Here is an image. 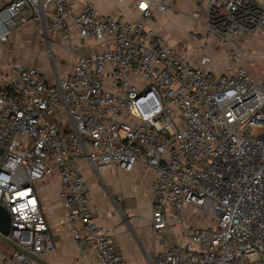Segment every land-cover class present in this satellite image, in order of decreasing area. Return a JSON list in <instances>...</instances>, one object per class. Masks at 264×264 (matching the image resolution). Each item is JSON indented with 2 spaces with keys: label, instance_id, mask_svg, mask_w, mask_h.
Returning a JSON list of instances; mask_svg holds the SVG:
<instances>
[{
  "label": "built area",
  "instance_id": "built-area-1",
  "mask_svg": "<svg viewBox=\"0 0 264 264\" xmlns=\"http://www.w3.org/2000/svg\"><path fill=\"white\" fill-rule=\"evenodd\" d=\"M94 1L12 0L0 10V42L37 24L48 47L55 41L76 61L53 81L15 65V78L0 83V206L11 217L0 239L14 249L9 264H43L55 250L36 192L55 174L78 244L100 264H128L94 221L82 161L154 171L151 227L163 250L151 264H264V77L230 48L236 37L264 34V0H192L203 48L230 49L232 66L219 74L205 54L178 57L150 25L172 11L169 0L139 4L133 21L103 15ZM185 207L215 224L185 228ZM170 223L185 243L165 239Z\"/></svg>",
  "mask_w": 264,
  "mask_h": 264
},
{
  "label": "crops",
  "instance_id": "crops-1",
  "mask_svg": "<svg viewBox=\"0 0 264 264\" xmlns=\"http://www.w3.org/2000/svg\"><path fill=\"white\" fill-rule=\"evenodd\" d=\"M11 1L0 0V10ZM141 3L149 4L150 0L94 1V5L103 15L122 16L131 21L139 16L141 10L138 5ZM167 3L171 4L174 9H179L183 15L193 11L192 0H169ZM170 14L174 19L175 14ZM162 16L156 13L155 18L150 22V25L160 34L162 33L157 28V21ZM186 26L191 27L185 37L179 40L181 49L176 46L174 49L178 57L190 60L192 57L186 53L187 43L196 45V41H199L189 37L190 32L200 34L202 27L193 19L189 20ZM86 45L89 48H95L93 46L100 48L92 40L86 41ZM60 49L55 41L51 48L48 47L39 34L37 24L15 28L9 41L0 42V70L2 71L0 83L5 78L12 80L15 78V65L35 66L43 71L47 80L51 81L58 76H67L72 72L76 61L69 56L70 59L68 58L66 63L61 65L65 62L64 58L56 60L51 55V52ZM16 57L23 58L27 64L18 62ZM48 59L52 60L53 68L51 66L50 74L47 75L44 67L47 68ZM231 66L229 61L225 63L223 61L216 70L211 69L210 64L207 67L219 74ZM4 67L11 73L10 75L3 72ZM81 166L90 193L89 198L95 223L100 227L110 229L115 250L123 253L128 264H151V259L163 250L151 227L154 171L140 164L132 172H125L115 165L97 170L87 161H82ZM36 192L55 243V250L42 254L40 261L43 264H100L94 249L89 244L80 246L71 233L68 211L60 196L58 174L38 182ZM198 225L206 227L210 225V222L201 220ZM83 234L85 235L84 232ZM165 239H172L179 244L186 241L183 229L175 223L169 224ZM6 245L0 252V264H9V259L14 254L13 247L7 243Z\"/></svg>",
  "mask_w": 264,
  "mask_h": 264
},
{
  "label": "rangeland",
  "instance_id": "rangeland-1",
  "mask_svg": "<svg viewBox=\"0 0 264 264\" xmlns=\"http://www.w3.org/2000/svg\"><path fill=\"white\" fill-rule=\"evenodd\" d=\"M194 5L195 4L193 3L192 7H194ZM171 10L172 11H169L168 13L164 14L162 17L158 19L157 28L161 31L163 36L168 41H170V43L173 46H176V48H180L179 40L183 39L185 37V34L190 30L191 26L187 27L186 25L189 24V20H192L190 18L192 13H184L183 15L179 11V9L178 10L174 9V7H171ZM170 13H175V17H174L175 20L171 17ZM198 25L202 27L201 32L196 38H193L199 40L196 41L198 45L197 44L190 45V42H188L186 48L187 55H190L192 57L191 59L193 60L198 59L202 54L207 55L211 60L210 63L211 69L216 70L217 66H219L220 63L223 61L224 63L225 61H229L231 66L232 60L230 59V49H225L220 45H213V44L203 48L206 30L203 25L199 23ZM233 47L237 51L242 53L243 57L246 58L248 64L250 65L251 69L255 74H257L260 77H264V34H246L243 36L236 37L233 45H231L230 48L233 49ZM62 50L64 51L63 48H61L60 50H54L53 56L56 60H60L61 58H64L65 62H62L61 64L64 65L70 55L68 53H65L66 51L63 52ZM16 59L20 63L24 62L25 64H27V62L23 58L16 57ZM46 65L47 68L44 67V70L48 75L50 74L49 71L51 70V66L53 68L52 60L48 59ZM2 70L3 72H5V74L8 75L11 74L10 72L7 71L6 67L2 68ZM1 73L2 71L0 70V74ZM181 212H182L185 228L195 229L197 227H200L198 224L199 221L201 220L204 221L207 220L208 222H210V224L213 225L215 224V220H212L211 216L208 213L202 212L199 208L190 207L186 209L185 207ZM6 246H7L6 243L0 239V252H2V250Z\"/></svg>",
  "mask_w": 264,
  "mask_h": 264
},
{
  "label": "water",
  "instance_id": "water-1",
  "mask_svg": "<svg viewBox=\"0 0 264 264\" xmlns=\"http://www.w3.org/2000/svg\"><path fill=\"white\" fill-rule=\"evenodd\" d=\"M10 214L4 207L0 206V233L8 235L10 232Z\"/></svg>",
  "mask_w": 264,
  "mask_h": 264
}]
</instances>
